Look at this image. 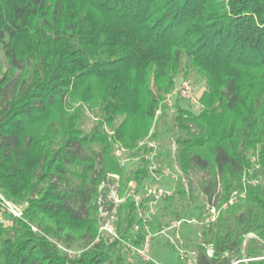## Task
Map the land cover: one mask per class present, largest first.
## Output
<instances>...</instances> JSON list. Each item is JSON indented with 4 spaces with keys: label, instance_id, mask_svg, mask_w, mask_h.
<instances>
[{
    "label": "trees",
    "instance_id": "trees-1",
    "mask_svg": "<svg viewBox=\"0 0 264 264\" xmlns=\"http://www.w3.org/2000/svg\"><path fill=\"white\" fill-rule=\"evenodd\" d=\"M192 74L203 109L178 96L166 120ZM157 109L152 136L180 170L166 205L197 219L180 227L196 264H264V0H0V264H151L94 239L106 174L121 188L147 176L115 145L142 151ZM206 205L219 212L201 223ZM134 220L128 199L117 232Z\"/></svg>",
    "mask_w": 264,
    "mask_h": 264
},
{
    "label": "built area",
    "instance_id": "built-area-1",
    "mask_svg": "<svg viewBox=\"0 0 264 264\" xmlns=\"http://www.w3.org/2000/svg\"><path fill=\"white\" fill-rule=\"evenodd\" d=\"M173 96H183L189 99L191 103L196 102L186 82H182L178 88L168 93L164 98V102L171 103ZM159 113L160 109H157L147 135L137 141L135 145V148L143 149L142 151L135 153L122 145H115L114 153L120 168L124 170L141 169L144 163L143 167L147 176L139 184L134 179H130L125 187L121 188L119 173L108 172L106 174V178L100 182L97 191L96 203L100 221L97 236L94 240L98 241L100 237H104L108 241L117 240L130 255L136 256L147 263L165 264L153 254L155 244L158 242L157 239L162 236L166 245L176 252L181 264H196L195 250L184 245L180 233L182 223L194 224L198 222L195 217L176 218L168 224L161 225L156 230L152 228L157 219V209L160 202L172 195L175 188V180L180 173L176 162L169 166L162 161L161 150L152 136L155 120ZM170 148L173 157L175 151L174 140H172ZM236 195L237 193L234 192L228 201L229 204L236 200ZM128 199L132 200L135 220L131 223L129 231L124 236H121L116 230L118 209ZM2 200L9 212L15 216H20V206L12 205V203L3 198ZM218 212L219 210L214 206L206 205L205 216L203 221L200 222L214 221ZM62 249L69 253H78L75 250L63 247ZM206 253L212 255L210 245H206ZM242 260L244 262L248 261L246 257ZM237 262L234 261L232 264H237Z\"/></svg>",
    "mask_w": 264,
    "mask_h": 264
},
{
    "label": "rangeland",
    "instance_id": "rangeland-1",
    "mask_svg": "<svg viewBox=\"0 0 264 264\" xmlns=\"http://www.w3.org/2000/svg\"><path fill=\"white\" fill-rule=\"evenodd\" d=\"M182 82H186V84L189 86V88L192 91L193 96L196 99V102L195 103H192V104H189L190 103L189 99H187L186 97L181 96L183 98H181L182 100L179 101L178 103L181 104V105H183V106L189 107L194 112H199L201 109H203V105H202V103L200 101V98H201L202 92L205 89L204 80L202 78H200L198 75H194V74L190 75L188 78L187 77L178 76L175 79V81H174L172 90L170 92H168V93H171L176 88H178ZM172 98H173L172 99V101H173L172 103L163 102L164 104H166V106L168 105L166 120H169L171 114H174L173 111L175 109H174V106H172V105L174 103H177V100H176V96H173ZM90 125H91V120L88 119L85 122V124H84V128L85 129H88L90 127ZM151 126H152V124H151ZM165 136H166V134H165ZM194 192L197 195V199H196L195 202L197 204H201L203 202V197L198 193V189L197 188H195ZM165 200L166 199H163L160 202L159 206H158V209H157V213L158 214H157V217H156L157 218L156 220H157L158 224L155 223L153 225L154 230H156L161 225L168 224V223H170L171 221H173L174 219L177 218L176 217V211H178L180 209V203H179V201L176 200V201H174V203L172 205H166V201ZM12 205H15V204L13 203ZM6 209H7V207H6ZM1 217L2 216H1V213H0V219H1ZM157 240H158V242H156L157 244H155L156 247L153 250V254L160 261L164 262L165 264H181V262L178 260V256H177L176 252H174L173 250H171L166 245V242H165L164 237L160 236ZM70 254L71 255L72 254H75V252H71ZM126 256H127L128 260L130 262L137 261L136 257L130 255L128 252L126 253ZM245 263H247V262H245Z\"/></svg>",
    "mask_w": 264,
    "mask_h": 264
},
{
    "label": "water",
    "instance_id": "water-1",
    "mask_svg": "<svg viewBox=\"0 0 264 264\" xmlns=\"http://www.w3.org/2000/svg\"><path fill=\"white\" fill-rule=\"evenodd\" d=\"M252 236V235H251Z\"/></svg>",
    "mask_w": 264,
    "mask_h": 264
}]
</instances>
